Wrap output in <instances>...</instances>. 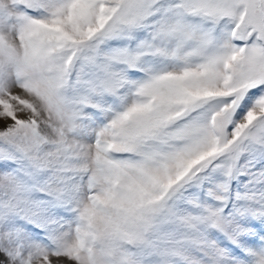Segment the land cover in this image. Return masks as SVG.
<instances>
[{
	"label": "snow or ice",
	"instance_id": "6c2138e0",
	"mask_svg": "<svg viewBox=\"0 0 264 264\" xmlns=\"http://www.w3.org/2000/svg\"><path fill=\"white\" fill-rule=\"evenodd\" d=\"M0 264H264V0H0Z\"/></svg>",
	"mask_w": 264,
	"mask_h": 264
}]
</instances>
